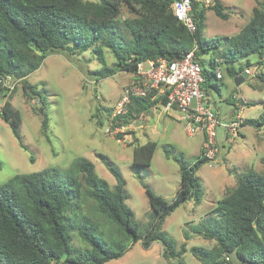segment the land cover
<instances>
[{
    "label": "trees",
    "instance_id": "trees-1",
    "mask_svg": "<svg viewBox=\"0 0 264 264\" xmlns=\"http://www.w3.org/2000/svg\"><path fill=\"white\" fill-rule=\"evenodd\" d=\"M175 0H0V76L23 81L24 88L41 100L42 132L49 140L50 117L41 91L32 87L28 77L38 70L52 53L70 58L85 75L96 81L118 71L134 73L141 60L183 57L196 45L207 75L205 87L210 93V71L216 58L229 64L258 54L257 65L264 57V0H256L253 16L234 36H217L211 41L204 33L208 8L195 3L193 15L196 32L178 20L173 11ZM126 5L133 18L120 26L117 18ZM216 14L229 18L219 1L210 7ZM227 46L212 58H205L210 49ZM106 49L113 53L116 68L106 59ZM96 55L102 68L84 69L77 56L84 52ZM76 57V59H75ZM221 64V63H220ZM227 65L231 76L250 69ZM264 79V73L258 74ZM216 76V74H215ZM12 98V96H10ZM8 98L1 116L13 131L22 149L28 150L20 131L22 116ZM167 97L153 99L132 97L125 111L113 117L117 127L130 122L144 110ZM231 101L236 106L233 97ZM237 108V106H236ZM257 130L264 128V110L258 118L244 119L242 124ZM123 138L122 134H118ZM132 168L150 166L159 143L133 142ZM168 158L181 168V186L169 202L153 188L146 186L152 212L145 232L134 221V213L126 202V180L122 172L110 167L117 183L111 186L96 171L93 161L76 158L67 169L48 167L32 173H17L0 182V264H105L123 257L139 240L150 248L154 242L164 247L166 257L186 252L163 229L166 218L188 200L200 203L206 190L197 170L209 160L201 155L193 165L178 156L169 144L163 146ZM264 165V157L261 159ZM1 165V162H0ZM214 213L185 230L186 239L193 234L215 241L211 248L194 246L191 250L202 264H234L229 253L241 258L239 264H264V174L251 168L237 175V184L219 201ZM75 234L85 246L73 244Z\"/></svg>",
    "mask_w": 264,
    "mask_h": 264
},
{
    "label": "rangeland",
    "instance_id": "rangeland-1",
    "mask_svg": "<svg viewBox=\"0 0 264 264\" xmlns=\"http://www.w3.org/2000/svg\"><path fill=\"white\" fill-rule=\"evenodd\" d=\"M100 1V0H90ZM229 12V18L219 17L214 9L206 7L205 36L209 41L217 36L236 35L253 16L256 0H219ZM134 14L122 4V12L117 18L120 26ZM227 46L210 49L205 58L216 57ZM76 59V57H75ZM84 69L96 70L102 64L92 52L77 56ZM106 59L111 68H116V59L106 49ZM222 61V58H220ZM253 75L240 86L235 77L227 72V65L237 69L246 67L247 61ZM258 54L233 61L229 64L208 65L210 71V91L212 106L221 111L223 121H227L234 111L240 112L244 119L258 118L264 110V79L258 74L264 73L259 67ZM217 65L222 68L223 78L215 76ZM135 76L131 72L118 71L116 74L99 79L85 75L81 68L62 53H52L43 65L34 71L28 82L41 91L47 103L50 117L49 140L42 132L41 100L31 89L23 86V81L0 76V182H4L17 173H32L48 167L67 169L78 157H86L94 162L97 173L111 186L117 181L110 167L118 168L126 180V202L134 213V221L145 232L151 221V205L146 186L153 188L167 201H173L181 186V168L173 158H168L163 146L169 144L178 156L184 155L185 161L193 165L202 155L203 135L187 134L184 121L172 109L158 103L144 110L129 123L117 127L113 123L114 110L123 91L133 83ZM12 96V98L10 97ZM234 96L243 98L245 105L237 109L228 101ZM11 98L13 109L22 116L20 131L28 150L22 149L13 134L11 126L1 116L3 105ZM236 102V100H235ZM243 126V125H242ZM241 133L235 139H226L225 129L218 128L220 154L214 160L203 164L197 175L202 178L206 190L200 203L188 200L169 215L163 225L167 235L177 241L180 249L185 243L187 250L181 256L186 264H202L192 252L194 246L211 248L215 241L193 234L186 239L185 230L192 232V226L214 213L219 201L228 190L237 184V175L248 169L264 174V129L258 132L251 125L241 127ZM118 134H122L120 138ZM159 143L150 166L132 168L133 142L146 143L148 140ZM73 244H85L75 234ZM105 264H181L179 258L166 257L160 242H154L150 248L143 246L142 240L134 243L121 258Z\"/></svg>",
    "mask_w": 264,
    "mask_h": 264
},
{
    "label": "built area",
    "instance_id": "built-area-1",
    "mask_svg": "<svg viewBox=\"0 0 264 264\" xmlns=\"http://www.w3.org/2000/svg\"><path fill=\"white\" fill-rule=\"evenodd\" d=\"M198 3L201 7H210L216 0H175L173 11L178 20L183 22L191 32H196L197 21L193 15V7ZM199 47L196 45L183 57L174 60L166 58L141 60L133 73L135 79L122 93L114 110V116L125 111L126 105L132 97L152 96L153 99L167 97L164 107L172 109L185 123L188 135L198 133L203 135L201 153L209 161L220 154L218 142V128L225 129L226 139H235L240 135L244 117L236 112L233 119L223 121L221 111L212 106L211 95L207 93L205 84L207 75L197 55ZM215 62L220 64L221 59ZM249 75H253L247 69ZM216 77L223 78L222 68L217 65ZM237 109L245 105L243 98L234 96Z\"/></svg>",
    "mask_w": 264,
    "mask_h": 264
},
{
    "label": "water",
    "instance_id": "water-1",
    "mask_svg": "<svg viewBox=\"0 0 264 264\" xmlns=\"http://www.w3.org/2000/svg\"><path fill=\"white\" fill-rule=\"evenodd\" d=\"M247 78H249V72L247 70L242 72L240 75L235 76L236 85L240 86ZM229 255L234 264H239L242 261L235 252H230Z\"/></svg>",
    "mask_w": 264,
    "mask_h": 264
},
{
    "label": "crops",
    "instance_id": "crops-1",
    "mask_svg": "<svg viewBox=\"0 0 264 264\" xmlns=\"http://www.w3.org/2000/svg\"><path fill=\"white\" fill-rule=\"evenodd\" d=\"M262 66V65H261ZM260 66V67H261ZM210 95H211V91H210ZM163 104V103H162ZM235 115H236V111H234L233 112V114L231 115V117L228 119V120H230V119H233L234 117H235ZM242 127H244V126H242ZM264 128H262L261 130H258V132H260V131H262ZM240 133H241V130H240Z\"/></svg>",
    "mask_w": 264,
    "mask_h": 264
}]
</instances>
